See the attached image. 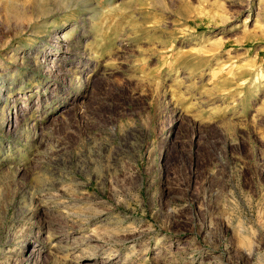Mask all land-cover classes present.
I'll return each instance as SVG.
<instances>
[{"label": "rangeland", "instance_id": "rangeland-1", "mask_svg": "<svg viewBox=\"0 0 264 264\" xmlns=\"http://www.w3.org/2000/svg\"><path fill=\"white\" fill-rule=\"evenodd\" d=\"M0 264H264V0H0Z\"/></svg>", "mask_w": 264, "mask_h": 264}, {"label": "bare ground", "instance_id": "bare-ground-1", "mask_svg": "<svg viewBox=\"0 0 264 264\" xmlns=\"http://www.w3.org/2000/svg\"><path fill=\"white\" fill-rule=\"evenodd\" d=\"M65 37H68L67 35L65 36ZM67 40H68V38H67ZM5 99V98H4ZM17 108V107H16Z\"/></svg>", "mask_w": 264, "mask_h": 264}]
</instances>
